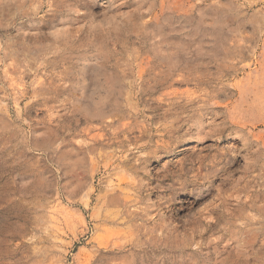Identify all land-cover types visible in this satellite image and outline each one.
Returning a JSON list of instances; mask_svg holds the SVG:
<instances>
[{
	"label": "rangeland",
	"instance_id": "obj_1",
	"mask_svg": "<svg viewBox=\"0 0 264 264\" xmlns=\"http://www.w3.org/2000/svg\"><path fill=\"white\" fill-rule=\"evenodd\" d=\"M133 263L264 264V0H0V264Z\"/></svg>",
	"mask_w": 264,
	"mask_h": 264
},
{
	"label": "bare ground",
	"instance_id": "obj_2",
	"mask_svg": "<svg viewBox=\"0 0 264 264\" xmlns=\"http://www.w3.org/2000/svg\"><path fill=\"white\" fill-rule=\"evenodd\" d=\"M204 154V153H203ZM198 161V160H197ZM192 163H194V162H192ZM196 163V162H195ZM173 172V171H172ZM175 172V171H174ZM170 174V173H169ZM174 176V175H173ZM213 204V203H212ZM215 204V203H214ZM209 219V218H208ZM134 264V263H133Z\"/></svg>",
	"mask_w": 264,
	"mask_h": 264
}]
</instances>
